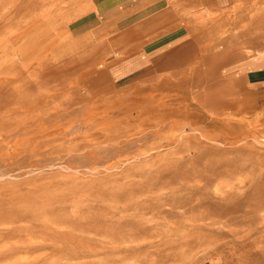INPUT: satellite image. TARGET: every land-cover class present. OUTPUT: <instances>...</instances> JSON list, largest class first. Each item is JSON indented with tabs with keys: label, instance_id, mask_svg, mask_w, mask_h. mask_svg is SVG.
<instances>
[{
	"label": "rangeland",
	"instance_id": "rangeland-1",
	"mask_svg": "<svg viewBox=\"0 0 264 264\" xmlns=\"http://www.w3.org/2000/svg\"><path fill=\"white\" fill-rule=\"evenodd\" d=\"M178 1L0 0V264H264V0Z\"/></svg>",
	"mask_w": 264,
	"mask_h": 264
},
{
	"label": "crops",
	"instance_id": "crops-1",
	"mask_svg": "<svg viewBox=\"0 0 264 264\" xmlns=\"http://www.w3.org/2000/svg\"><path fill=\"white\" fill-rule=\"evenodd\" d=\"M178 0H98L97 5L100 7L99 17L104 18L105 21H124L123 19H147L155 16L154 14L164 12L171 9V5L177 4ZM199 2L208 3V0H199ZM213 3L224 2V0H211ZM184 3H192V0H185ZM126 22V21H125ZM121 22L117 24L118 28L124 29L130 24ZM174 47L175 55L180 50ZM173 52V51H172ZM172 52L169 51V54ZM174 55V53H172ZM160 56H158L159 58ZM263 61H255L252 63H262Z\"/></svg>",
	"mask_w": 264,
	"mask_h": 264
},
{
	"label": "bare ground",
	"instance_id": "bare-ground-1",
	"mask_svg": "<svg viewBox=\"0 0 264 264\" xmlns=\"http://www.w3.org/2000/svg\"><path fill=\"white\" fill-rule=\"evenodd\" d=\"M107 102V101H106ZM99 103V102H98Z\"/></svg>",
	"mask_w": 264,
	"mask_h": 264
}]
</instances>
